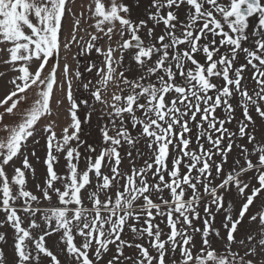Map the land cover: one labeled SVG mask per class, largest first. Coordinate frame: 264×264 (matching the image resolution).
<instances>
[{
  "label": "snow or ice",
  "instance_id": "snow-or-ice-1",
  "mask_svg": "<svg viewBox=\"0 0 264 264\" xmlns=\"http://www.w3.org/2000/svg\"><path fill=\"white\" fill-rule=\"evenodd\" d=\"M73 3L0 0V53L7 56L0 64L17 73L0 99V228L13 230L12 258L0 248V264H41L43 258L61 264L47 247L46 237L53 234L64 245L60 251L66 264H102L110 246L117 254L106 264H167L169 254L171 264H264V199L247 217L255 228L237 235L250 206L264 197V133L256 135L252 115L264 121V0H151L146 19L138 21L130 18L131 8L123 0H91L88 13L95 32L77 38L78 32H86L80 27L81 14L62 38L64 19L76 16L69 7ZM105 37L108 46H100ZM73 44L79 55L95 52L102 58L99 67L90 63L86 68L89 73L95 70V82L74 73L81 80L79 87L102 106L92 142L97 108L74 97L66 57L58 72L61 50L70 52ZM126 52L131 53V67L124 65ZM241 54L245 63L237 66ZM249 69L251 89L244 75ZM126 72L135 75L129 78ZM5 75L0 72V77ZM58 76L68 103V122L59 135V113L52 119L51 107ZM62 103L57 100V108ZM237 108L243 118L235 121L237 131L232 132L225 125L235 120ZM218 110L224 115L217 116ZM42 119L48 120L42 126L46 176L43 184H36L38 196L26 188V171L34 176L35 169L24 150ZM237 139L247 143L237 144ZM234 147L240 149L239 158L225 174L223 166ZM31 155L39 159L35 150ZM21 157L22 167H14L9 178L6 167ZM61 157L65 174L54 169ZM137 160L142 161L139 166ZM248 173L256 184L244 180ZM233 187L243 197L235 215L232 205H225ZM206 197L209 202L202 211L207 218L202 228L196 227ZM218 213H223L226 236L212 224ZM155 217L166 218L170 231L153 223ZM142 219L146 227L137 226ZM125 228L133 240L147 236L149 247L122 239ZM213 237L219 242L216 247ZM0 242L7 244L5 232H0ZM125 247L138 250L137 258L125 256Z\"/></svg>",
  "mask_w": 264,
  "mask_h": 264
},
{
  "label": "rangeland",
  "instance_id": "rangeland-1",
  "mask_svg": "<svg viewBox=\"0 0 264 264\" xmlns=\"http://www.w3.org/2000/svg\"><path fill=\"white\" fill-rule=\"evenodd\" d=\"M91 0H74L73 4H70L69 7L72 9V13H75L76 16H72L71 14H69L68 16H66V18L63 21V32H62V38L63 36L67 35L70 30H71V26L72 23L74 21V19L76 17H81V29L86 30L85 31H80L77 33V38L79 39L81 36H84L86 39L88 38L86 33H94L95 29L93 27H90V25H92L94 23V20L90 17V14L88 13V5L90 4ZM104 2L106 4H108L109 0H104ZM119 2V0H118ZM124 3L128 4L131 8V19L134 21H138L139 19H146V10L149 8V5L151 3V0H139V4L137 5V0H123ZM94 7V6H93ZM180 18L184 19V9L181 8L180 9ZM152 24H149V27H151ZM117 27H119V25L117 24ZM163 24H161L159 27L156 28V34L159 35L162 33L163 30ZM146 31V30H145ZM140 35L142 37H144V31H142L140 33ZM125 39H127V35L124 37ZM146 39V37H145ZM109 44V42L107 41V38H103L100 42L99 45L100 46H104L107 47ZM112 47H116V43L112 42L111 44ZM223 51V49H222ZM79 48L76 44H73L71 46V51L70 52H64L63 50H61V60H60V68L58 69V72L62 73L63 71V64L65 62V57L67 58V62L70 65V79L73 82V95L74 97H76L78 100L84 101L86 100L88 102V104H92L95 105V107L97 108V113L95 115H93L92 118V130H91V137L89 138L90 142H92L93 140H95L96 137V132H95V124L97 121V116L99 115L100 109H101V105H99L97 102H95L90 96L89 93L87 91H85L82 87H79V84L81 83V80L83 81H88V80H92L93 82H95L96 79V75H95V70L91 73H89L88 71H86L87 66H89L90 63H96L97 67L100 66V60L102 59L99 54L95 53V52H88L85 53L84 55H79ZM7 56L5 53H0V60L2 59H6ZM131 58V53L130 52H126L124 55V65L125 67H131L132 66V62L130 60ZM198 60H201V62H203V57L202 56H197ZM55 62V59H53V63ZM245 63L244 57L241 54L239 57V60L237 61V66H239V64H243ZM34 70V67H33ZM76 71L81 72L82 76H81V80H77V78L75 77L74 73ZM0 72H6V75L3 77H0V99H3L4 96L9 92L10 90V85L7 83L8 80H10L14 75H16L17 73L12 72L11 70H9L7 68V66L0 64ZM126 76H128L129 78H132L135 73L134 72H126L125 73ZM245 77H246V83H248L249 88L251 89L253 87L252 81H251V70H246V72L244 73ZM62 79V77L58 76V82H57V86L55 88V93L54 96L52 98L51 101V107L53 110V117L52 119H56L55 113H59V119H57V124L59 125L56 128V132L59 135L61 132V129L63 126H65V124L68 122V118H67V112L66 109L68 107V103L66 98L64 97V94L61 92L60 87L58 86L60 83V80ZM216 82V81H214ZM66 84H65V90H66ZM115 86H111L110 87V91L112 90V88H114ZM35 90H33L34 92ZM29 95H32V93L30 92ZM57 100H63V103L59 106V108H57L56 105V101ZM21 107H23V105H21ZM85 108L84 104H81V109L82 111L79 113L81 117H83L85 115V111H83V109ZM217 116H223L224 113L222 112V110H218L216 113ZM254 119L256 120V127L258 129V131L256 132V135L259 137V135L261 133H264V128L261 127L262 124H264V121H261L259 117L256 116V114L253 112L252 113ZM242 117V111L237 108L236 112H235V120L231 123H227L225 125V127H227L230 131L232 132H236L237 131V124H236V120H241ZM106 119V118H105ZM8 118L5 117V122H7ZM48 120L47 119H42L38 126H37V131H36V135L33 138H30L29 141L27 142V147L25 148L24 152L25 154L28 155L29 157V161L32 164L33 168L35 169V175L33 176L31 171H26V178H27V185L26 188L27 190H30L33 192V194L36 195H40V193L38 192L37 188H36V184L40 183L43 184V180L46 176V166L43 164V159L45 158L46 155V149H45V134L42 131V126L47 124ZM89 128L86 126L84 129V133L87 134L89 133ZM135 134V133H134ZM195 136V130L193 131V139ZM33 140H38L39 144H34ZM237 144H246V140L245 139H237L236 140ZM193 149L196 148V143L195 141L193 142L192 146ZM205 147H209L207 145V143L205 142ZM249 147H251L249 145ZM35 150L36 152V157H38L39 159L32 157L31 153L32 151ZM141 150L144 152H147L146 148H143V145L141 144ZM239 153H240V149L234 147L230 153V155L227 158V163L223 166V172L225 174L228 173V171L230 170V168L233 166V162L239 158ZM214 159L216 160V162L220 161V157H214ZM65 160L63 159V157H61L60 162L58 164L54 165V169L55 171H57L60 174H65L66 173V168H65ZM137 165L139 166L142 161L137 160L136 161ZM241 163H243V161L241 160ZM14 167H22V157L19 159H14L13 162H11V164L9 166L6 167V172L8 173L9 178H11V176L13 175V169ZM79 167L81 169H83L85 167V162L83 159H81L79 161ZM129 164L128 161L125 160L122 168H128ZM183 170V169H182ZM105 172H107L108 170L105 168L104 169ZM213 176H215V172L213 171L212 173ZM252 176V173H248L247 176L244 177V180L246 182H249L251 184H256V181L253 180H249V177ZM223 177L217 178L213 181L214 184H219L220 180ZM93 180H95V177H93ZM60 185L57 184V187H59ZM202 191V189H201ZM247 191V190H246ZM250 194V193H249ZM164 196L167 197L168 193L165 192ZM261 199H264V197H260L255 199V202L252 206H250V210L248 213H246V217L245 220L242 222V224L239 226V233L238 238L243 236L247 231H249L250 227L251 228H255V226H249L248 225V220L247 217L250 216L251 214L256 213L259 210L260 207V201ZM56 197L53 195V202H55ZM243 201V197H239L235 191V188L233 187V189L231 190V192L227 193L225 196V205L227 206L228 204L232 205V213L233 215L236 214L237 209L241 206ZM209 202V198H205V200L200 204V218L198 220L194 221V224L196 225V227H203L202 221L207 218L206 214L203 213L202 208H203V204ZM215 206H213L214 208ZM223 217V213H218L215 216V219L212 221V224L215 228H218L221 230V235L226 236V232L224 229L221 228V220ZM4 219V213L0 212V220ZM146 219V217H145ZM135 222V221H134ZM138 227H146L147 225L143 224V219L139 222H136ZM153 223L159 224V226L164 229L165 232L170 231L169 229L166 228V218L163 217H155L153 220ZM26 226V225H25ZM0 232H5L7 234V244L4 245L2 242H0V248H2V250H4L6 252V254L8 255L9 259L12 258V244H13V230L9 227V226H5L4 228H0ZM122 239L125 240H129L132 241L133 243H141L144 247H149V239L147 238V236H145L143 239L140 240H133V236L132 233L125 228L124 233L122 234ZM46 241H47V247L53 251L58 258L61 260V264H66V260L67 257L65 256V254L61 253L60 249L64 247V245L62 244H58V235L57 234H53L51 237H46ZM196 241H197V247L200 246V236L197 235L196 236ZM77 243H79V237H77ZM219 242H217L215 240V237H213V246L216 247L218 246ZM111 247V251L106 254L103 257V262L102 264H106V262L112 258L113 255H116V251H115V247L114 246H110ZM151 251V250H150ZM153 255H155V253H152ZM124 255L125 256H130L133 259L137 258L138 255V250H136L135 248H128L125 247L124 248ZM175 258L179 259V250H177V252L175 253ZM171 259H172V255L169 254L168 257H166V261L167 264H171ZM41 264H50V258H43L41 261ZM123 264H131V261H124Z\"/></svg>",
  "mask_w": 264,
  "mask_h": 264
}]
</instances>
